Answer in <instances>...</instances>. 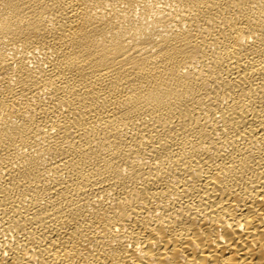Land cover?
Segmentation results:
<instances>
[{
  "label": "bare ground",
  "instance_id": "6f19581e",
  "mask_svg": "<svg viewBox=\"0 0 264 264\" xmlns=\"http://www.w3.org/2000/svg\"><path fill=\"white\" fill-rule=\"evenodd\" d=\"M0 264H264V0H0Z\"/></svg>",
  "mask_w": 264,
  "mask_h": 264
}]
</instances>
